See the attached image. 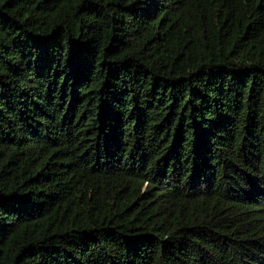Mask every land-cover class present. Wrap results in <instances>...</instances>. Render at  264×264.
I'll return each instance as SVG.
<instances>
[{
	"label": "trees",
	"instance_id": "obj_1",
	"mask_svg": "<svg viewBox=\"0 0 264 264\" xmlns=\"http://www.w3.org/2000/svg\"><path fill=\"white\" fill-rule=\"evenodd\" d=\"M0 264H264V0H0Z\"/></svg>",
	"mask_w": 264,
	"mask_h": 264
}]
</instances>
